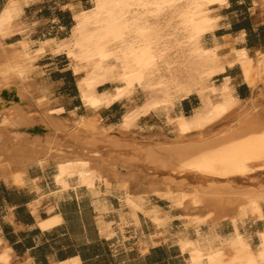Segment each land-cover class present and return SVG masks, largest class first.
I'll use <instances>...</instances> for the list:
<instances>
[{
  "label": "bare ground",
  "instance_id": "6f19581e",
  "mask_svg": "<svg viewBox=\"0 0 264 264\" xmlns=\"http://www.w3.org/2000/svg\"><path fill=\"white\" fill-rule=\"evenodd\" d=\"M30 1L10 0L0 13V92L14 87L19 101L7 104L0 96V115H5L9 129L20 118L21 125H31L30 120L43 123L45 134H19L5 143L0 133V180L24 188L30 168L51 165L53 182L61 192L84 189L96 197L103 187L106 191L115 189L120 192L129 217L139 225V213H143L159 235L168 231L174 219L179 220L174 242L186 255L188 264H264V224L254 232L255 236L244 230L248 221L264 222V187L235 188L233 182L215 180L243 179L264 172V105L256 110L257 103L241 104L227 77L220 87L213 83L230 68L238 66L247 71L252 65L247 50L236 44L244 36L230 42L228 37L215 35L222 20L219 12L229 1L93 0L91 10L75 15L76 23L67 42L48 43L55 52L67 51L74 72L80 76V99L91 116L98 117L102 108L115 103L130 102L136 86L154 93V98L140 106L136 101L133 110L122 118L120 133L132 131L139 117L160 111L175 139H156L152 135L129 143H122L124 137L114 142L108 135L111 128L105 129L95 120L89 121V127L78 120L74 127L67 125L61 112L50 108L48 87L34 82V62L40 52H32L30 43L20 41L14 48L7 43L9 37L23 33L16 22ZM166 15L178 23L173 32L164 35L160 21ZM208 36L212 39L211 48L206 46ZM173 49L187 54L186 61L197 73L196 79L190 77L183 85L171 81L168 74L174 64L170 58ZM112 79H118L119 86L99 92ZM194 92L200 98V108L187 116L179 104ZM34 112L38 115H32ZM88 134L94 139L85 141ZM131 135L134 137V133ZM101 138L105 146L115 147L113 162L90 148ZM29 145L39 148L33 151ZM70 146L80 150H66ZM96 161L109 165L107 174L93 167ZM135 163L168 170L169 175L138 184L134 171H119V166L129 170ZM194 174L214 180L192 186L191 197V192L180 189L189 186L187 179ZM132 183L136 191L129 195L126 192ZM149 196L167 201L168 209L151 205ZM176 210L181 215H176ZM225 222L231 225L230 232L225 231Z\"/></svg>",
  "mask_w": 264,
  "mask_h": 264
},
{
  "label": "crops",
  "instance_id": "0c3cea01",
  "mask_svg": "<svg viewBox=\"0 0 264 264\" xmlns=\"http://www.w3.org/2000/svg\"><path fill=\"white\" fill-rule=\"evenodd\" d=\"M9 1L0 0V13ZM228 1L229 5L219 12L222 20L215 35L228 37L230 42L244 36L236 44L246 49L252 60L248 78L244 72L242 76L234 74L235 67L228 70L231 87L241 104H264L257 96V90L264 87V0ZM27 5L18 19L20 22H16L23 33L14 35L7 43H30L33 51L40 50L48 41L67 40L75 23L74 16L91 10L93 0H31ZM258 39L260 43L255 44ZM65 58L63 54L46 51L35 60L34 74L38 82L48 87L49 98L54 96V108L63 107L62 117L80 119L91 114L81 99L72 94H57L66 85L70 92L73 85L71 76L59 79L57 75L70 70L64 68ZM108 85L100 87L103 88L100 91L112 89ZM114 105L99 111L104 127L110 130H118L120 124L115 119L122 120L129 111L112 109ZM95 149L106 156L103 147ZM93 167L99 168L96 163ZM52 174L49 165L32 167L24 188L0 180V264L2 259H8L7 264H188L186 255L174 242L177 219L166 233L159 235L143 213H139V225L129 217L121 194L115 189L106 191L103 187L96 197L84 189L61 192ZM149 199L151 205L168 209L161 206L163 199L156 196Z\"/></svg>",
  "mask_w": 264,
  "mask_h": 264
},
{
  "label": "rangeland",
  "instance_id": "374dc122",
  "mask_svg": "<svg viewBox=\"0 0 264 264\" xmlns=\"http://www.w3.org/2000/svg\"><path fill=\"white\" fill-rule=\"evenodd\" d=\"M93 7H94V3H93ZM76 17L74 16V21L76 23ZM163 18V19H162ZM161 18V21H160V24H161V33L164 34V35H167L168 33H171L173 32V27L175 25H177L178 21H174L172 19L171 16H164ZM172 20V22H171ZM169 21V22H167ZM167 22V24H166ZM74 23V25H75ZM170 23V24H169ZM164 25V26H163ZM167 25V26H166ZM171 29H169V27ZM74 27V26H73ZM72 27V28H73ZM168 27V28H166ZM163 28V29H162ZM165 28V29H164ZM168 29V30H166ZM72 31V30H71ZM163 31V32H162ZM167 31V32H166ZM169 31V32H168ZM22 34V33H21ZM217 35L219 36V33H217ZM13 37V36H12ZM11 37H9L10 39ZM71 38V33H70V36L69 38L67 39V41ZM171 39H173V43H174V37H172ZM179 39V38H178ZM211 37L208 36V39H207V43H206V46L207 48H211L212 46V41H211ZM66 41V40H64ZM66 41V42H67ZM20 41H18L17 43H12V44H9L8 43V47H17L16 45L19 44ZM50 41L46 42L45 44H43L42 48L40 50L36 49V50H33L32 52H40L39 53V56L44 54L46 51H52L54 54H63L66 56L65 58V67L64 68H68L70 70H68L67 72H65L64 74H57L59 76V79L62 78L63 76H71L72 77V80H73V85L72 87L70 88V92H69V88H68V85H66L65 87L61 88V90L58 91V96L59 94L61 95H64V96H68L69 94H72V96H76L78 98H80L79 96V91H78V87H77V81H78V78L80 77L79 75H76L77 73L74 72L73 68H72V64L70 62V60L68 59V54L66 53L67 51H60V52H55L54 50H52L51 48H49V43ZM262 42H264V38L262 39ZM260 43L259 42V39L257 40V42H255V44H258ZM249 44V42H248ZM47 45V46H46ZM252 47L255 46V45H251ZM46 48V49H44ZM174 52H171V60L174 61V64L171 66L172 68H170L169 70V74L168 76L170 77L171 81L174 82L176 85H183V84H186L188 82L187 79H189L190 77L193 78V79H196L197 78V73L195 71H191V64L188 63V61H186V56L187 54H185L184 56V53L182 52H179V50L177 51V49H173ZM176 50V51H175ZM62 52V53H61ZM179 52V53H178ZM179 55V56H178ZM182 55V56H181ZM260 55V54H258ZM181 56V57H180ZM184 56V57H183ZM180 57V58H179ZM255 57V56H254ZM176 58V59H174ZM179 58V59H178ZM178 60V61H177ZM181 60V61H180ZM183 62V63H182ZM188 63V64H187ZM182 64V65H181ZM63 65V64H61ZM59 65V66H61ZM186 65V66H185ZM176 66V68H175ZM180 66V67H179ZM185 66V67H184ZM250 67H248L247 71H245L242 67H235V70H233V73L234 74H240V76H242L243 72L245 73V75L248 77H250ZM177 69V70H176ZM183 69V70H182ZM184 69L187 70L184 72ZM189 71V72H188ZM173 72V73H172ZM248 72V73H247ZM247 73V74H246ZM175 76H172L174 75ZM187 74V75H186ZM231 74L230 71H228L225 75H222V76H219L217 78H215L213 80V83L217 86V87H220L222 85V82L223 80L227 77L229 78V75ZM57 76V78H58ZM79 76V77H78ZM230 79V78H229ZM113 80L115 82H113ZM34 82H38L37 79L35 78ZM118 79H112L110 80L109 82H107L105 85L107 84H110L108 85L109 87H112L113 88H117L119 86V83H118ZM181 82V83H180ZM185 82V83H184ZM252 82V81H251ZM117 83V84H116ZM14 86V85H13ZM30 86V85H29ZM229 86L231 87V80L229 82ZM252 86H254V84L252 83ZM31 87H28L29 90ZM232 88V87H231ZM103 88H99V92H102L100 90H102ZM255 89V88H254ZM9 91V92H8ZM258 97H261L263 100H264V87L262 86L261 89H258ZM7 92V93H6ZM133 93H134V99H132L130 102H119L117 104H115L113 106L112 109L114 108H117V109H122L123 108V112H130L131 110H133L135 104H136V101H137V104L140 106L142 105L144 102H146L147 100H150L152 98H154V93L150 90H142V87L140 86H136L135 89H133ZM0 96L2 98L3 101H5L7 104L8 103H11V102H19L17 100V96H16V93H15V88L12 87L10 89H4L3 92L1 91L0 92ZM184 100H182V102L179 104V107L184 109V111L186 112V115L189 116L191 115L194 110L196 108H200V98L199 96L197 95L196 92L192 93L188 98L187 97H184L182 98ZM261 99V100H262ZM51 101L50 103V108L52 110H57V111H60L61 114L63 113V107H60V108H54L56 106V104L53 102L54 100V96L51 97V99H49ZM259 104V103H258ZM262 104V103H261ZM259 104L261 107L260 109H262L263 105L264 104ZM82 106V105H81ZM83 107V106H82ZM258 107V105H257ZM256 107V108H257ZM86 108V107H85ZM87 109V108H86ZM88 110V109H87ZM258 110V108L256 109ZM127 112V113H128ZM126 113V114H127ZM125 114V115H126ZM32 115H38L37 112H34ZM124 115V116H125ZM174 115V112L172 113V116ZM4 116V117H3ZM123 116V117H124ZM2 118V119H1ZM65 119V124L67 125H70V126H75V121L78 120L79 123H85V126L89 127V121L91 120H95V121H98L97 124L101 125L102 127H104V123L101 121V117L100 115L97 117V116H94V115H86V116H83L81 117L80 119H77V117H74L72 119H69L67 117H63ZM165 118V119H164ZM141 119V120H140ZM73 120V121H72ZM116 123L117 124H120L121 123V119H115ZM121 120V121H120ZM140 120V121H138ZM137 120L136 122V125L134 127V129H132V131H130L129 133H126L125 134H122L120 133V130H110L108 133V135H111L114 142L120 140L122 137H124L126 141H122V143H129V142H132L133 139H138V140H142L143 137H149V136H152L154 135V137L156 139H170V140H174L175 137L172 135V129L171 127L169 126V124L167 123V119H166V116L163 112H156V113H153V114H148V115H145V116H141L139 117V119ZM4 122V123H3ZM5 122H6V118H5V115H0V133L2 134V137H3V140L5 143H8L9 141L11 142V139H16L17 137H19L20 135L21 136H43L45 134V131L44 132H39V131H36V128H39L41 127V125H44L43 123H40V122H31V125H21V121H20V118L18 120V123L16 125H12L10 126L11 129H9V126H6L5 125ZM34 123V124H33ZM164 123V124H163ZM4 124V125H3ZM167 125V126H166ZM33 126V127H32ZM105 129H107L106 127H104ZM165 128V129H164ZM3 129H4V132H3ZM10 130V131H9ZM170 130V131H169ZM6 131V132H5ZM134 133V137H132L131 134ZM161 133V135L159 134ZM4 134V135H3ZM20 134V135H19ZM24 134V135H23ZM124 135V136H123ZM62 139H66V136L64 135H60ZM126 136V137H125ZM159 138H158V137ZM12 137V138H11ZM89 137V134L84 137V140L85 141H88V140H93L94 137H92L90 135V139L88 138ZM9 138V139H8ZM86 138V139H85ZM7 141V142H6ZM129 141V142H128ZM101 145H100V144ZM96 144V145H95ZM92 147H90L91 149L95 146H99V147H103L104 149L103 150H106L107 154H106V157L109 159H107L109 162H113V155L115 153L116 155V152H115V147L110 145L108 147V145H104L103 144V141H102V138L100 139V141L95 142L94 144H91ZM31 147V148H30ZM114 147V148H113ZM29 148L33 151L37 150L39 147L37 146H32V145H29ZM92 149L93 151H95L96 153L99 152V154H101L100 156L102 158H105V153L104 152H100L99 150H96V149ZM70 151H79L80 149L77 148V147H72L70 146L69 148H67L66 150H69ZM109 155V156H108ZM111 155V156H110ZM114 155V156H115ZM110 157V158H109ZM106 159V158H105ZM111 159V160H110ZM97 162V161H96ZM95 163V162H94ZM51 167V171L54 172V167L49 165ZM96 166L99 167V168H96L97 170L103 172L104 174H107L108 171H109V165L105 164V166L103 164H101L100 162H97L96 163ZM36 166H34L35 168ZM127 170V171H126ZM119 171L126 174L127 172H133V178L135 179V181L139 182L140 183H144L145 179H148V178H152V177H157L159 179H162L163 177L165 176H168L169 175V171L168 170H163V169H160V168H157V167H154V166H151V165H148V164H143V163H135V164H132L131 165V168L128 169H125L124 167H120L119 166ZM167 174H166V173ZM129 175V174H128ZM180 180V179H179ZM211 180H214V179H211L209 177H204L200 174H194L193 176H191L189 179H187L188 183L190 182L189 186H185L183 187L182 189L180 190H184L187 194L188 192H191L193 190V187L192 186H196V185H206L208 182H210ZM217 182L219 183H231L233 186H235V188H256V189H260L261 187H264V172H259V173H256L248 178H236V179H233V180H227V179H215ZM135 183V182H134ZM192 184V185H191ZM131 187V188H130ZM128 189H127V194H131L132 192H135L136 191V188H135V184H131ZM193 192V191H192ZM191 192V194L189 193V195L191 197H194V194ZM134 194V193H132ZM131 194V195H132ZM157 200V199H155ZM162 204V206H168V202L167 201H163V202H160ZM166 203V204H165ZM127 209V208H126ZM127 212H128V209H127ZM175 214L176 215H181V213L179 212V210L175 211ZM132 219V217H130ZM133 220V219H132ZM134 222L136 223V221L134 220ZM137 224V223H136ZM264 224V222H263ZM263 224H258V222L256 223H252L251 221H248L246 224H245V228L244 230L246 231H252L254 236H255V231L258 229V227L262 226ZM181 225V222L179 220H177V222L174 223V230L178 229ZM224 229L226 232H230L232 229H231V225L229 224V222H225L224 223ZM253 229V230H252ZM256 240V239H255Z\"/></svg>",
  "mask_w": 264,
  "mask_h": 264
},
{
  "label": "water",
  "instance_id": "95a60500",
  "mask_svg": "<svg viewBox=\"0 0 264 264\" xmlns=\"http://www.w3.org/2000/svg\"><path fill=\"white\" fill-rule=\"evenodd\" d=\"M7 93V92H6ZM17 100H18V97H16ZM36 131H39V132H44L45 129L43 127H39V128H36Z\"/></svg>",
  "mask_w": 264,
  "mask_h": 264
}]
</instances>
